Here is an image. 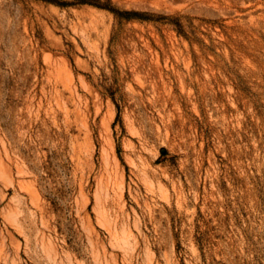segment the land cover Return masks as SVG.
Segmentation results:
<instances>
[{
	"label": "rangeland",
	"instance_id": "rangeland-1",
	"mask_svg": "<svg viewBox=\"0 0 264 264\" xmlns=\"http://www.w3.org/2000/svg\"><path fill=\"white\" fill-rule=\"evenodd\" d=\"M0 264H264V0H0Z\"/></svg>",
	"mask_w": 264,
	"mask_h": 264
},
{
	"label": "bare ground",
	"instance_id": "bare-ground-1",
	"mask_svg": "<svg viewBox=\"0 0 264 264\" xmlns=\"http://www.w3.org/2000/svg\"><path fill=\"white\" fill-rule=\"evenodd\" d=\"M53 105V104H52ZM54 106V105H53ZM24 134V133H23ZM61 142V141H60ZM24 148V147H23ZM39 150V149H38ZM23 151V150H22ZM23 159V158H22ZM20 169V168H19ZM26 169V168H25ZM21 170V169H20ZM22 182V181H21Z\"/></svg>",
	"mask_w": 264,
	"mask_h": 264
}]
</instances>
